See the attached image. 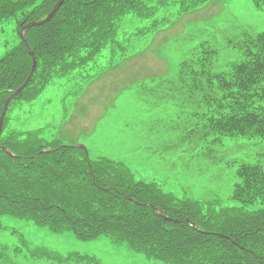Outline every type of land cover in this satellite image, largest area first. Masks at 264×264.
<instances>
[{
  "label": "trees",
  "instance_id": "obj_1",
  "mask_svg": "<svg viewBox=\"0 0 264 264\" xmlns=\"http://www.w3.org/2000/svg\"><path fill=\"white\" fill-rule=\"evenodd\" d=\"M57 1L0 0V22L15 17L19 38L0 59V117L5 100L28 78L34 57L37 62L4 118L0 217L29 220L81 240L107 236L169 264H264V170L259 164L237 165L232 197L239 204L222 205L218 199L179 197L157 181L136 180L119 160L92 158L80 146L45 138L40 129L17 131L9 123L18 104L34 100L54 79L73 74L87 75L89 81L96 75L86 69L89 64L118 57L133 37L156 30L167 20L161 9L176 2L181 11H192L212 0H65L49 21L29 27L28 49L23 27L42 20ZM253 2L264 9V0ZM132 15L141 21L130 22ZM251 36L229 42L242 57L224 71L214 70L217 51L199 45L180 62L171 82V92L191 108L186 136L212 161L219 154L211 145L232 144L234 138L264 146V32ZM112 47L116 51L106 56ZM244 157L257 158L250 151Z\"/></svg>",
  "mask_w": 264,
  "mask_h": 264
},
{
  "label": "rangeland",
  "instance_id": "obj_2",
  "mask_svg": "<svg viewBox=\"0 0 264 264\" xmlns=\"http://www.w3.org/2000/svg\"><path fill=\"white\" fill-rule=\"evenodd\" d=\"M162 14L167 20L143 38L133 37L125 53L90 63L86 69L96 75L89 81L87 75L82 79L69 74L54 79L34 100L18 104L10 125L23 131L40 129L45 138L64 145H85L92 158L119 160L136 180L157 181L179 197L237 205L232 197L237 165L257 163L264 169L262 142L238 137L237 144L211 145L220 156L217 161L203 156L186 136L191 108L171 92V82L180 62L201 44L217 51L215 71L240 60L241 50L229 42L238 43L244 33L264 32V9L253 0H212L192 11H181L176 4ZM141 19L129 18L132 23ZM16 28L15 17L0 22V59L18 44ZM105 51L113 55L116 47ZM246 144L256 160L244 157ZM0 264L168 263L150 260L107 236L81 240L4 215Z\"/></svg>",
  "mask_w": 264,
  "mask_h": 264
},
{
  "label": "water",
  "instance_id": "obj_3",
  "mask_svg": "<svg viewBox=\"0 0 264 264\" xmlns=\"http://www.w3.org/2000/svg\"><path fill=\"white\" fill-rule=\"evenodd\" d=\"M64 0H59L58 1V3L55 5V7L53 8V10L46 16V18L45 19H43V20H41V21H33V22H30V23H28L25 27H24V30H27L30 26H33V25H39V24H43V23H45L46 21H48L49 19H51V17L55 14V12L57 11V9L59 8V6L62 4V2H63ZM23 38H24V41H25V44H26V46H27V48H28V43H27V40H26V38L23 36ZM31 54H33L32 52H31ZM36 64H37V62H36V60L34 59V62H33V66H32V70H31V72H30V74H29V76H28V78H27V80H26V82L22 85V86H20L7 100H6V102H5V105H4V109H3V115H5V113H6V110H7V107H8V104H9V102H10V100L21 90V89H23V87L27 84V82L30 80V78L33 76V74H34V71H35V69H36ZM2 123H3V116L1 117V120H0V133H1V129H2Z\"/></svg>",
  "mask_w": 264,
  "mask_h": 264
}]
</instances>
